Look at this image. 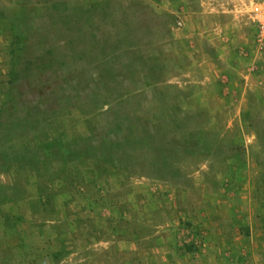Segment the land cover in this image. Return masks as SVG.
Here are the masks:
<instances>
[{"label": "rangeland", "instance_id": "rangeland-1", "mask_svg": "<svg viewBox=\"0 0 264 264\" xmlns=\"http://www.w3.org/2000/svg\"><path fill=\"white\" fill-rule=\"evenodd\" d=\"M264 0H0V264H264Z\"/></svg>", "mask_w": 264, "mask_h": 264}, {"label": "built area", "instance_id": "built-area-1", "mask_svg": "<svg viewBox=\"0 0 264 264\" xmlns=\"http://www.w3.org/2000/svg\"><path fill=\"white\" fill-rule=\"evenodd\" d=\"M261 33L264 35V24L261 25Z\"/></svg>", "mask_w": 264, "mask_h": 264}]
</instances>
